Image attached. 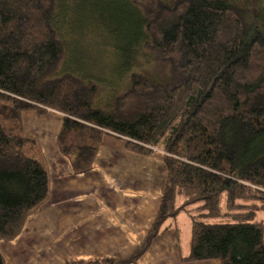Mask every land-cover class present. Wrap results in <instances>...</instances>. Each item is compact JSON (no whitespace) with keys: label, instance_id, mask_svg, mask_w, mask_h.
Here are the masks:
<instances>
[{"label":"trees","instance_id":"trees-1","mask_svg":"<svg viewBox=\"0 0 264 264\" xmlns=\"http://www.w3.org/2000/svg\"><path fill=\"white\" fill-rule=\"evenodd\" d=\"M128 1L138 32L122 55L140 45L154 76L126 70L102 92L92 76L62 70L60 0H0V241L14 239L50 197L47 166L21 113L52 109L62 114L57 145L74 173L92 167L107 133L141 155L160 150L166 168L158 212L136 252L64 264L133 263L181 212L190 219L182 262L264 264V11L258 0Z\"/></svg>","mask_w":264,"mask_h":264},{"label":"crops","instance_id":"crops-1","mask_svg":"<svg viewBox=\"0 0 264 264\" xmlns=\"http://www.w3.org/2000/svg\"><path fill=\"white\" fill-rule=\"evenodd\" d=\"M62 114L49 109L21 113L23 133L36 138L49 172L50 197L25 221L12 240L0 241L5 264H64L66 260L127 258L143 240L166 184L163 153L145 156L126 149L124 139L107 133L92 167L74 173L57 145ZM167 219L151 246L127 264H218L182 262L186 240ZM178 225V223H177Z\"/></svg>","mask_w":264,"mask_h":264},{"label":"rangeland","instance_id":"rangeland-1","mask_svg":"<svg viewBox=\"0 0 264 264\" xmlns=\"http://www.w3.org/2000/svg\"><path fill=\"white\" fill-rule=\"evenodd\" d=\"M257 4L264 11V0ZM57 20L67 43L62 70L92 76L102 85V92H112L120 85L126 70L154 76L155 64L140 45L129 46L126 56L122 55L138 32V15L128 0H60ZM257 219L264 222V212H259ZM176 221L186 240L188 215L181 212Z\"/></svg>","mask_w":264,"mask_h":264},{"label":"built area","instance_id":"built-area-1","mask_svg":"<svg viewBox=\"0 0 264 264\" xmlns=\"http://www.w3.org/2000/svg\"><path fill=\"white\" fill-rule=\"evenodd\" d=\"M157 150V149H156Z\"/></svg>","mask_w":264,"mask_h":264}]
</instances>
